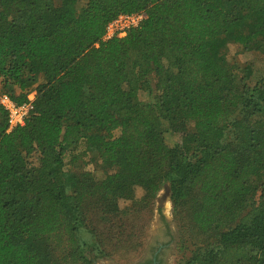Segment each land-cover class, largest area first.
Listing matches in <instances>:
<instances>
[{
	"label": "trees",
	"instance_id": "trees-1",
	"mask_svg": "<svg viewBox=\"0 0 264 264\" xmlns=\"http://www.w3.org/2000/svg\"><path fill=\"white\" fill-rule=\"evenodd\" d=\"M142 11L103 40L121 13ZM231 42L264 54V0H0V98L36 92L11 131L0 103V264L136 251L119 203L149 209L167 182L179 264H264V71L229 61Z\"/></svg>",
	"mask_w": 264,
	"mask_h": 264
},
{
	"label": "rangeland",
	"instance_id": "rangeland-1",
	"mask_svg": "<svg viewBox=\"0 0 264 264\" xmlns=\"http://www.w3.org/2000/svg\"><path fill=\"white\" fill-rule=\"evenodd\" d=\"M85 2L86 0H80V6L85 4ZM225 55L229 61L237 62L240 65L253 63L256 70V75H254V77L257 76L258 73L264 71V54L261 52L245 50L240 44L231 42L225 50ZM139 95L140 99L144 101H147L150 98L149 93L145 91H141ZM184 130H187L186 126H175L174 131L166 133L167 143L169 145H174L181 142ZM82 150L83 147H80L79 151ZM89 159H92V162H88ZM31 160L33 163H36L37 156H32ZM65 160L67 163L66 169H68L70 167V155H67ZM78 164L85 166V169L87 170L93 171L97 178H102L105 175V171L100 166V162L90 155L82 156L78 161ZM137 180L138 185L135 188L134 201L140 202L145 194L144 186L146 180L143 175H140ZM152 203L153 205H151L149 209H143L141 207V210H137L131 207V201H120V208L123 211L129 212L128 216L123 218V221L126 224L127 233L134 231L137 234V238H140L139 240L143 241V245L140 249L131 251L127 254L124 251H120L117 254H114V256L96 259L95 264H134L151 255L152 249L155 245L161 246L163 251H165L166 264H179L182 255L179 252L178 245L180 240L179 222L175 218L170 182L165 183L161 187L155 195ZM143 227L144 229L142 232L140 229ZM117 231L118 228L112 234V241L109 245L110 248L119 249V245L117 247V243H114L117 238ZM125 244L130 245L131 241L126 242Z\"/></svg>",
	"mask_w": 264,
	"mask_h": 264
},
{
	"label": "built area",
	"instance_id": "built-area-1",
	"mask_svg": "<svg viewBox=\"0 0 264 264\" xmlns=\"http://www.w3.org/2000/svg\"><path fill=\"white\" fill-rule=\"evenodd\" d=\"M147 18L148 14L144 11L121 13L107 25L103 40H108L115 36L123 37L131 28L139 26ZM35 99V91L31 92L28 95V99L22 103L16 102L9 94L1 96L0 103L8 112L9 131L25 124L26 118L35 107Z\"/></svg>",
	"mask_w": 264,
	"mask_h": 264
},
{
	"label": "flooded vegetation",
	"instance_id": "flooded-vegetation-1",
	"mask_svg": "<svg viewBox=\"0 0 264 264\" xmlns=\"http://www.w3.org/2000/svg\"><path fill=\"white\" fill-rule=\"evenodd\" d=\"M134 264H166L165 251L161 246L155 245L152 249V254L141 259Z\"/></svg>",
	"mask_w": 264,
	"mask_h": 264
}]
</instances>
